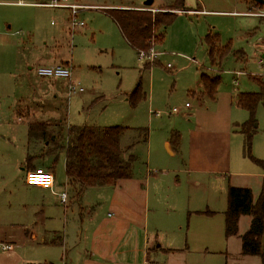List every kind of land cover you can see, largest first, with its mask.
Wrapping results in <instances>:
<instances>
[{
	"label": "crops",
	"instance_id": "0c3cea01",
	"mask_svg": "<svg viewBox=\"0 0 264 264\" xmlns=\"http://www.w3.org/2000/svg\"><path fill=\"white\" fill-rule=\"evenodd\" d=\"M42 1L47 0L32 2ZM149 1H152L151 5L145 3L142 7L129 6L123 7V10L153 12L155 1ZM251 8L250 3L249 10ZM192 13L199 14L202 11ZM247 14L241 13L249 16ZM156 48L159 57L162 55V46ZM257 49L262 53L257 65L264 67V44L258 45ZM11 51L13 55L16 49L12 48ZM23 53L16 52L15 65L0 63V95L3 96L0 99H8L13 103L11 112L17 123H25L24 133H28V123L36 122L50 124L51 130L58 131L59 122L55 121L61 115L55 108L58 109L60 102L64 101L66 90H69L72 81L75 82L74 74L70 80L40 78L36 69L34 71L26 66L27 71L23 70L28 65L27 57L23 60ZM247 58L245 51L238 50L233 51L227 60L233 62L236 70L234 74L249 76L253 85L247 81L238 83V78H235L234 88L227 84L220 85L212 100L194 96L198 104L196 116L200 114L201 118L196 119L187 134L182 129L177 131L180 144L176 148L167 142L170 153L179 154L182 162L175 170H169L172 179L167 175L174 188L172 193L166 198L151 195V179L155 181L162 174L149 177L145 188L141 189L134 177L121 180L111 196L112 214L106 216L101 217L97 212L101 210L100 207L91 215L94 208L90 207L89 202L84 203L86 211H83L82 204L88 191L85 190L81 199H78L67 177L64 187L58 183L54 162L43 161L44 166H38L41 159L50 157L46 154V144L38 141L29 143L28 136L27 142L22 145L8 142L5 140L6 133H10L12 139H17L13 134L14 127L20 125H0V245L4 242L11 243L7 244L10 246H18V243L60 245L66 253L65 264H220V258H224L225 264H262V260L253 261L256 256L242 255L241 237L249 230L251 217L240 219L237 236L227 238L225 235L224 213L227 210L229 187L249 188L255 200L264 188V104H260L256 112L252 158L245 155V136L240 129L249 120V113L236 104L240 94L258 93L261 90L258 81L264 85V74L259 70L252 71ZM61 59H41L42 64L37 67L72 65ZM204 70L197 69L198 84L192 86L191 94L203 91L200 81L202 73H218L214 67ZM26 80L31 85L30 97L23 89ZM50 104L54 106L53 114L46 108ZM33 106L42 107L47 111L46 115L56 118L55 121L42 120L45 113L41 110L39 122L36 114L33 115ZM190 107L188 109H192ZM28 158L33 161L27 163ZM38 167L53 173L56 194L52 190L26 184L24 180L27 173ZM18 170L25 173L22 184L21 175L17 176ZM184 185L187 189H184ZM62 192L68 194L66 204L60 201L59 194ZM76 203L82 220L80 225L74 218L68 223L69 211L74 214ZM164 205L167 207L164 208ZM151 213L152 219L149 220ZM220 215L223 216L221 221H216ZM8 226L21 230L20 235L7 237L3 230ZM211 243H219L221 248L211 251Z\"/></svg>",
	"mask_w": 264,
	"mask_h": 264
},
{
	"label": "rangeland",
	"instance_id": "374dc122",
	"mask_svg": "<svg viewBox=\"0 0 264 264\" xmlns=\"http://www.w3.org/2000/svg\"><path fill=\"white\" fill-rule=\"evenodd\" d=\"M19 1L0 0V63L5 62L8 66L9 63L15 65L16 52L23 51V60L27 57L28 64L23 70L27 71V66L28 69L32 68L35 71L38 68L37 65L42 64L41 59L60 60L62 57L64 59L61 60L72 64L67 67L74 74L75 82H72L84 89L83 93H72L66 90L64 101L60 102L58 109L55 108L59 116L61 115L57 121H55L56 118L52 119L46 115L47 111L38 106H33V115L36 114L39 121L41 110H43L46 117L44 116L42 120L65 122L64 130H67L68 126L128 129L121 138V149L123 157L127 158L130 155L136 157L133 177L139 189L145 188L149 177L162 174L155 181L151 179L149 191L153 196L162 195L166 198L172 193L174 188L167 176L170 175L172 179V175L168 172L175 170L177 165H182L180 155H172L166 145L168 141L170 142L171 134L180 132L179 129L187 134L196 119L201 118L200 114L196 116L198 104L190 93L192 86L198 84L197 69L207 71L214 67L221 75L223 86L227 84L234 88L235 78H238V83L247 81L252 84L249 76L241 77L234 74L236 70L232 61L225 62V60L220 68L211 65L205 44L209 31L220 35L222 45L231 42L233 51H245L250 69L259 70L264 74V67L257 65L262 58V53L257 46L264 44V19L241 15L247 12L264 13V6L259 7L254 0H184L185 9L191 12L176 11L179 15L174 23L165 29V42L160 51L162 55L157 57L159 52L155 48L145 58L139 57L137 52L130 48L108 13L111 9L142 7L149 0H68L69 4L91 7V9L80 11L78 20L85 26L76 32L71 28L69 10L18 6ZM24 1L31 3L35 0ZM154 1V13L171 8L175 2V0ZM46 2L49 1H42V3ZM250 3L251 10H249ZM192 11H202V13L196 14ZM239 13L240 15H237ZM24 42L27 44L22 45ZM24 46L26 51L23 49ZM12 48L16 49L13 55ZM155 61H158L159 65L156 64L150 69L145 68L146 63ZM168 65L171 69L167 68ZM215 74L211 71L208 75ZM8 82L10 83L9 80ZM139 84L147 98L133 106L130 100ZM23 89L30 97L31 85L28 80ZM0 97L3 96L0 95ZM0 101V125H20L12 126L13 134L17 139H12L10 133H6L5 140L22 145L27 142V132L24 133L25 123H17L11 112L13 106L11 101L8 99L3 101L0 99ZM186 104L192 109H188ZM46 108L53 114V105L50 104ZM173 109H179V113H172ZM64 158V154H60L56 164V158L53 156L41 159L38 163V166H44L43 161L54 162L57 181L63 187L66 183ZM39 168L41 167L36 169ZM19 175H21L22 184L25 173L18 170L17 176ZM24 181L26 182V179ZM16 185L18 186V183ZM87 191L82 204L83 211H86L84 203L89 202L90 207L94 208L91 215L99 207L101 210L97 212L101 217L112 214L110 200L116 191L115 186L89 188ZM166 207L167 205H164V208ZM151 208L153 209L152 206ZM79 212V206L76 203L74 214L72 215L69 211L68 223L74 218L80 225L82 220ZM164 212H167L166 209ZM221 217L223 216H218L216 221H221ZM151 219L152 213L149 217V220ZM3 233L7 237H12L18 236L21 230L8 226ZM7 244L11 243L4 242L0 245V264L66 263V253L60 245L18 243V246L11 245L13 251L5 252L2 246ZM218 244L211 243L210 250L216 251L221 248ZM255 260L261 261V258L253 257V261ZM220 264H225L224 258H220Z\"/></svg>",
	"mask_w": 264,
	"mask_h": 264
},
{
	"label": "trees",
	"instance_id": "16d2710c",
	"mask_svg": "<svg viewBox=\"0 0 264 264\" xmlns=\"http://www.w3.org/2000/svg\"><path fill=\"white\" fill-rule=\"evenodd\" d=\"M257 4L259 7L264 6ZM180 10H186L184 0H175L171 8L158 13L149 10L111 9L108 14L130 48L140 57L142 53L148 56L157 46L164 45L165 29L174 23L178 16L176 11ZM205 44L209 61L216 68H220L233 54L232 43L222 45L220 35L211 30L205 38ZM156 64L159 65V62L146 63L145 68L150 69ZM200 81L203 91L192 95L214 99L221 85V75L202 73ZM258 84L261 88L258 93H242L236 102L239 108L249 113V120L240 129L245 136V155L250 158L257 124L256 112L259 105L264 104V85L260 81ZM146 98L147 95L142 93L139 84L130 103L135 106ZM65 126V122H60L57 125L58 131H53L50 124L28 123L27 136L29 143L38 141L46 144V154L56 158L55 164L60 154H64L66 177L76 192V198L81 199L89 188L116 186L119 181L133 177L136 157H123L121 149V138L128 129L68 126L64 130ZM170 143L175 148L180 144L178 132L171 134ZM32 161L31 158L27 159V163ZM245 216L251 217L252 222L249 230L241 237L242 255L260 257L264 264V188L260 197L255 200L251 189L229 187L227 210L224 213L227 238L239 234V222Z\"/></svg>",
	"mask_w": 264,
	"mask_h": 264
},
{
	"label": "built area",
	"instance_id": "2783aa9c",
	"mask_svg": "<svg viewBox=\"0 0 264 264\" xmlns=\"http://www.w3.org/2000/svg\"><path fill=\"white\" fill-rule=\"evenodd\" d=\"M18 5H32V6H42V7H48V8H52V9H67L70 11L71 13V28L72 31L76 32L78 31L80 28L84 27L85 24L83 22H80L78 20V15L80 13V11L85 10V9H91V7L88 6H82V5H77V4H69L68 0H49V2L47 3H42V2H38V3H27L24 0H20ZM249 16H256V17H260L264 19V13H249L247 14ZM154 51V50H152ZM151 51V52H152ZM160 54H157L156 56H158ZM146 55L144 53L141 54V58H145ZM168 69H171V66L168 65L167 67ZM36 73L38 75V77L43 78V79H65V80H70L72 78V73L71 70L67 67H63V66H55V67H38L36 69ZM69 91L72 93H82L84 92V89L80 87L79 84H75L72 82V84L69 86ZM187 107H189V105H187ZM172 113L177 114L179 113V109H173ZM38 169H34L32 171H29L26 175V184L28 186H32V187H39L45 190H51L48 187H45L43 185L37 184V183H33L30 181V174L32 175H49L52 177L53 179V186H54V181H55V177L53 175L52 172L45 170L43 168H39V170H41L40 172L37 171ZM62 193H66V192H62ZM60 197V194H59ZM60 201L62 204H66L68 202V194H67V200H63L60 198ZM2 250L5 252H10L13 250V247L10 245H3L2 246Z\"/></svg>",
	"mask_w": 264,
	"mask_h": 264
},
{
	"label": "clouds",
	"instance_id": "9594fccd",
	"mask_svg": "<svg viewBox=\"0 0 264 264\" xmlns=\"http://www.w3.org/2000/svg\"><path fill=\"white\" fill-rule=\"evenodd\" d=\"M40 172L41 170H37ZM30 181L48 187L52 190L53 194H56V190L53 187V179L49 175H32L30 174ZM60 198L67 200V193H60Z\"/></svg>",
	"mask_w": 264,
	"mask_h": 264
},
{
	"label": "water",
	"instance_id": "95a60500",
	"mask_svg": "<svg viewBox=\"0 0 264 264\" xmlns=\"http://www.w3.org/2000/svg\"><path fill=\"white\" fill-rule=\"evenodd\" d=\"M257 3L261 4V5H264V0H255ZM151 2L152 1H149L146 3V5H151Z\"/></svg>",
	"mask_w": 264,
	"mask_h": 264
}]
</instances>
